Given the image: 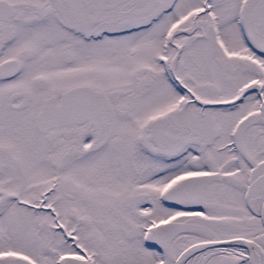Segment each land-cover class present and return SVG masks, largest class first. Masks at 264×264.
<instances>
[{"label":"snow or ice","instance_id":"1","mask_svg":"<svg viewBox=\"0 0 264 264\" xmlns=\"http://www.w3.org/2000/svg\"><path fill=\"white\" fill-rule=\"evenodd\" d=\"M0 264H264V0H0Z\"/></svg>","mask_w":264,"mask_h":264}]
</instances>
